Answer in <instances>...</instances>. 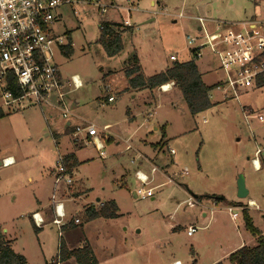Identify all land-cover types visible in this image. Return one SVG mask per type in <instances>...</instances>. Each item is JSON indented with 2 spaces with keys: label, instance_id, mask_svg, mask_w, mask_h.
Here are the masks:
<instances>
[{
  "label": "rangeland",
  "instance_id": "374dc122",
  "mask_svg": "<svg viewBox=\"0 0 264 264\" xmlns=\"http://www.w3.org/2000/svg\"><path fill=\"white\" fill-rule=\"evenodd\" d=\"M136 6L138 9L130 18L131 27H121L123 47L115 56H108L98 40L103 22L122 21L119 12L110 10L101 14L95 8H82L76 17L63 8V19L57 29L70 36L72 52L67 55L56 49L53 61L63 79L71 80L78 75L83 85L78 89L69 87L68 100L74 104L71 120L64 119L58 108L44 112L39 106L0 116V161L7 154L14 155L17 161L15 165L0 166V218H19L36 201L35 197L44 195L42 191L46 190L49 201L56 161L60 154L72 152L77 154L79 163L75 168V184L70 188L76 201L70 205L81 210L74 216L83 227L87 226V233L80 235L81 223L65 234L66 239L77 243L80 237L84 241L88 237L106 255L121 247L130 251L137 245L145 246L146 251L139 259L131 254L129 264H168L172 255L193 257L197 264H207L243 237L255 239L243 218L232 220L229 205L255 199L260 210L252 209V214L264 232L263 153L259 156L262 163L259 170L255 171L251 162L256 145L264 147V122L253 118L248 126L240 105L250 104L254 113L264 112V85L241 97L242 102L224 100V90L214 88L211 96L216 105L192 115L176 85L165 92H161V87L146 91L148 98L142 100L140 94L135 99L130 94L119 96L108 87L107 78L125 63L133 64L134 56L140 59L148 75L170 66L172 54L181 62L194 60L186 35H198L197 16L222 21L247 20L264 11V0H139ZM179 12L184 13L183 18H177ZM195 62L203 72L204 82L209 84L221 78L217 61L208 50ZM110 95L115 96L114 102L107 100ZM68 121L94 123L97 129L111 125L109 133L113 138L105 141L106 157H101L89 140L91 137L82 135L75 139ZM162 124L166 136L162 129L153 128ZM163 137L169 138L170 147L177 151L173 161L169 147L159 144L158 150L154 148ZM127 139L133 145L131 150L125 149ZM137 149L150 158L155 154L157 164L171 161L165 168L170 174L182 170L188 174L181 176L178 184L167 182V175L158 172L151 186L165 184L155 189L154 199L136 198L133 191L140 184L135 171L142 169L149 173L152 162L139 158L132 163ZM240 174L249 191L246 199L237 195ZM194 195L201 198L197 200ZM212 195L224 200L218 202L208 197ZM104 200L118 203L119 216L86 225L85 209L100 208L107 202ZM175 222L182 227L169 231L168 225ZM190 223L202 227L193 236H188L185 229ZM49 228L57 234L55 226ZM23 238L26 241L29 238L26 231ZM123 261L106 263L124 264Z\"/></svg>",
  "mask_w": 264,
  "mask_h": 264
},
{
  "label": "built area",
  "instance_id": "2783aa9c",
  "mask_svg": "<svg viewBox=\"0 0 264 264\" xmlns=\"http://www.w3.org/2000/svg\"><path fill=\"white\" fill-rule=\"evenodd\" d=\"M139 0H0V110L3 113L25 109L30 106L42 107L52 104L51 98L56 99L55 106L61 111L64 119L72 115V108L66 101L69 87L73 85L78 89L83 85L78 75H73L71 80L62 78L58 65L53 61L54 50H61L69 44L67 32H60L57 27L63 19V8H68L76 17L80 15L82 8H95L99 13L105 14L112 10L121 14V22L118 24L123 28L131 27L130 18ZM184 13L179 12L177 18H183ZM198 35H186L187 47L194 60L203 58L208 50L217 61L218 69L222 76L214 83V88L224 90V98L236 99L241 102V93L260 86L259 79L264 77V11L257 15L239 21H222L209 19L202 15L197 16ZM104 23V22H103ZM101 26V24H100ZM102 27V26H101ZM171 60L177 61L176 55L170 56ZM170 85V88L174 85ZM162 91H167L164 85L160 86ZM211 97V93H209ZM109 102L114 101V96L107 97ZM241 104V103H240ZM243 119L250 126V120L257 118L264 122V112L254 113L241 104ZM73 137L85 135L100 152L101 157H106L105 141L111 138V125L106 124L102 129H97L94 123L73 124ZM90 142V141H89ZM133 145L127 139L125 149L131 150ZM262 148L257 147L254 157L251 159L256 170L261 168L259 156L263 153ZM169 155L173 161L177 151L169 147ZM143 158L149 161L142 153L132 159ZM3 166H9L14 160L3 158ZM150 172L142 169L135 171V177L140 186L133 191L136 198L147 199L155 196V189L165 184L160 183L151 186L155 174L161 172L167 175L169 183L179 184V178L187 175L182 170L179 173L168 174L164 170L171 161L163 164L150 162ZM72 160L66 155H59L53 170L54 192L51 202L54 207L55 217L52 223L56 225L60 237L63 235V227L69 224L65 202L59 197L60 189H65L73 198L75 169ZM260 210L259 204L252 199L239 202L227 207L228 213L234 222L243 218V211L248 209ZM32 219L37 227L45 224L40 212H34ZM80 223L79 218L74 219ZM197 225L191 224L187 227V234L194 235L199 229ZM52 264H62L60 245L58 253ZM174 264H181L180 261Z\"/></svg>",
  "mask_w": 264,
  "mask_h": 264
},
{
  "label": "crops",
  "instance_id": "0c3cea01",
  "mask_svg": "<svg viewBox=\"0 0 264 264\" xmlns=\"http://www.w3.org/2000/svg\"><path fill=\"white\" fill-rule=\"evenodd\" d=\"M198 62H196L197 65H198ZM129 63H130V61L125 63V65L123 66V68L120 71H118V72L117 71L116 72L113 71L111 74L108 75V78H107L108 83H109L108 87L109 88L111 87V89H113V91H115V93H118L119 96H123L125 94H130L135 99L137 97V95L140 94L141 99L145 100V99L148 98V95L144 94V92L146 93V91H149L150 89H148V88H143V89L129 88L127 91H123L124 89H126L128 87V77L126 76L125 70H126V68L132 66V64L131 63L129 64ZM136 64L141 67V72L144 74V76H146V77L152 76V75L146 74V71H145L143 65L141 64L139 58H138V61H137ZM167 67L168 66L164 67L159 72L164 71ZM198 68L200 70L199 65H198ZM159 72H157V73H159ZM157 73H155V74H157ZM201 74H202L203 81H205L204 78H203V72H201ZM217 80L218 79L212 81V83H209V84L206 83V82H204V83L207 86H214V83ZM166 84L172 85L173 83L172 82H168ZM258 87L261 88V87H263V85H260ZM258 87L253 88V90L256 89V88L259 89ZM213 89H214V87H213ZM153 90H155V89H153ZM211 91H210V93H211ZM249 91H251V90H249ZM249 91L242 92L241 93V97H243L244 95L248 94ZM69 92H70V90L68 89V93ZM119 92H122V93L119 94ZM161 92H165V91H161ZM68 93L66 95V101L72 107V106H74V104L68 100ZM212 97L213 96L210 97L211 101H212ZM241 97H240V99H241ZM115 100H116V98L114 96V101ZM224 100H228V99L224 98ZM50 101H51L52 104H46V105L40 107L42 111L48 110L49 112H52V111H54V109L57 110V108L55 106H53V104H55V102H56L55 97L53 96ZM114 101H112V102H114ZM241 102H242V100H241ZM145 105H147V102H145ZM214 105H216V104L214 103ZM243 106H245L246 108L252 110V107H251L250 104L243 105ZM129 112L131 113L132 111L129 110ZM3 114H5V113H3ZM133 116H134V114H132L131 117H133ZM45 119H46V117H45ZM69 123H70V121H68V126H69ZM164 124H162V126L155 125L153 128H154V130L162 129L164 131L165 130V125ZM69 127H67V128H69ZM164 133H165V136H166V131H164ZM46 135H48V134H46ZM112 138L113 137L111 136V139ZM161 140H160V142H158L154 146V148L156 150L159 149V144L165 145L166 148L170 147V139L169 138H165L164 137ZM145 143H147V142L145 141ZM256 146L260 147L258 145H256ZM260 148L264 149V147H260ZM137 150H138V152H140V149H137ZM141 153H142V151H141ZM142 154H144V153H142ZM68 155L69 156H73V158L75 160L74 169L77 168L78 167V163H79V160L77 159V154L69 152V153L66 154V156H68ZM263 155H264V150H263ZM8 157L12 158L14 160V163L11 164V165H15L17 163L14 155H12V154L4 155L2 157V159L3 158H8ZM145 157L147 159H150L152 162H154L153 158H156L157 156L154 154V156L151 157V158L147 157V156H145ZM134 158H135V156L133 157V159ZM249 158H250V156H248V159ZM259 164L262 167V163L260 162ZM11 165H9V166H11ZM4 167H8V166H4ZM164 170L166 171V173L170 174L167 169H164ZM255 171H257V170L255 169ZM124 175H122V176H124ZM48 192H49V197H48L49 201H48V199L45 196L46 190H45V192L42 191V193L44 195L40 196L38 198L35 197L36 201L31 203L30 206L27 207V210H25L26 213L21 214L19 218L18 217L17 218H14V217L10 218L9 217L8 219H4V220H2L0 218V225H1L2 229H3V233L5 234L6 240L11 242V246H12L13 250L16 253L21 254V255H23L26 258L27 264H52V261L55 260V257H56V255L58 253V249H59V245H60V241L61 240H63L66 243V245L68 246L69 249H74V248H77V247H81L85 243H89L90 246L93 249L95 257L98 260V264H105L107 261L117 262V261H119L121 259L122 260L125 259V261H123L124 264H129V258L131 256V254H133L135 256V259H139L140 256L145 253L146 247L143 246V245H137V246L133 247L132 249H130V251H129V249H125V248L121 247V248L117 249L116 252L114 250H112V252L110 254L106 255L105 254L106 251L104 249L97 248L95 245H93V243L90 241V239L88 237H86L85 241L82 240V238L80 237L77 240L78 241L77 243L76 242L74 243V242L66 239L65 238V234L67 232H69L72 228L80 225L82 222H80V223H75L74 222V219L77 218L74 215L77 213V211H81V210H77V209L71 207L70 203L72 201H76V199H75L74 196H73L74 199L70 198L69 196L71 194L70 193H66V190L63 189V188L60 189V191L58 192V195L65 202V207H66V211H67L66 220L69 221V224L63 227V235H62V237H60L59 234H58V230H57L56 225H54L52 223V220L55 217L54 207H53L52 202H51V195L54 192L53 179H52V189L49 190ZM152 199H154V197ZM97 200H100V199H97ZM252 200H253V198H252ZM104 201L108 202V201H111V200H104ZM104 201H102V202H104ZM113 201H115V200H113ZM116 204L118 205L117 202H116ZM118 208H119V206H118ZM34 212H40V214L42 215V217L44 218V221H45L44 226L37 227L34 224V221L32 219V214ZM250 213H251L250 216L252 217L254 225L256 227H258L256 225L255 217L252 214V209L250 210ZM205 215H206V213H204V216ZM98 220L107 221L109 219L108 218H104V217H98V218H95V219H92V220H89V221H84V222H86V225H88L89 223H93V222L98 221ZM191 224L196 225L195 223H190V224H188V226L191 225ZM49 226H55L57 234L53 233L52 231H55V230H53L52 228H49ZM81 226H82V232H80V235H85L87 233V226L83 227V223H82ZM181 227H182V225L179 224L178 222L170 223L168 225V230L173 232L175 230H178ZM187 227L185 228L186 230H187ZM258 228H260V227H258ZM25 231L29 235V238H28L27 241L24 240V238H23V232H25ZM260 232H261V235H264V232L262 231L261 228H260ZM245 233H246V231H245ZM254 238L255 239L252 240V238L250 236L248 238H244L243 237L240 241H238L235 244H232L228 249H226L224 252L220 253V255L215 257L213 260H211L207 264H232L230 262V259H229V256H230L231 252H233L234 250L242 247L243 245L256 246L257 245V237H254ZM136 252H138V253L136 254ZM176 261H180L181 264H197V259H195V258L193 259V257H188V258L185 259V258H182L181 256H177V255H172V257L169 258V260H167V263L168 264H174V262H176ZM67 262H72V264H77L74 259H70L68 261H62V264H65ZM106 264H108V263H106Z\"/></svg>",
  "mask_w": 264,
  "mask_h": 264
},
{
  "label": "trees",
  "instance_id": "16d2710c",
  "mask_svg": "<svg viewBox=\"0 0 264 264\" xmlns=\"http://www.w3.org/2000/svg\"><path fill=\"white\" fill-rule=\"evenodd\" d=\"M101 35L99 42L103 46L108 56L117 55L122 47V31L120 24H111L104 22L101 27ZM62 51L69 55L72 52V46L68 45L62 48ZM131 67L126 68L125 73L128 77L129 88H148L150 90L156 89L168 82H174L182 92L184 99L188 105L189 111L192 115H197L203 111L210 109L214 103L210 98V91L213 86H207L202 74L196 64L195 60L189 61H174L164 71L146 77L141 72V67L137 65L138 58L134 56ZM259 85H264V77H261L258 82ZM122 91V92H123ZM122 92H119L122 93ZM4 115L0 110V116ZM164 138V137H163ZM111 140V138L109 139ZM162 141V140H161ZM68 160H72V166H75L73 156H66ZM198 200L201 196L194 195ZM216 201H220V196H208ZM86 221L104 217L113 219L119 216V208L115 201L111 200L104 203L100 208L89 206L85 209ZM243 219L246 229L257 237L256 246L243 245L242 247L231 252L229 259L232 264H264V236L261 235L259 229L254 225V222L246 209L243 211ZM61 260L68 261L74 259L77 264H98V260L94 255L93 249L89 243H85L81 247L69 249L66 243L60 241ZM0 264H27L26 258L16 253L11 242L6 240L3 229L0 225Z\"/></svg>",
  "mask_w": 264,
  "mask_h": 264
},
{
  "label": "water",
  "instance_id": "95a60500",
  "mask_svg": "<svg viewBox=\"0 0 264 264\" xmlns=\"http://www.w3.org/2000/svg\"><path fill=\"white\" fill-rule=\"evenodd\" d=\"M2 165V161H0V166ZM238 198L239 199H246L248 197V189L246 187L245 178L242 174L239 175L238 178ZM135 196V194H133ZM221 200H224V197H220Z\"/></svg>",
  "mask_w": 264,
  "mask_h": 264
},
{
  "label": "bare ground",
  "instance_id": "6f19581e",
  "mask_svg": "<svg viewBox=\"0 0 264 264\" xmlns=\"http://www.w3.org/2000/svg\"><path fill=\"white\" fill-rule=\"evenodd\" d=\"M164 87H165V89H169L170 88V84H164ZM10 160L12 159V158H9ZM257 164H259L258 162H257Z\"/></svg>",
  "mask_w": 264,
  "mask_h": 264
}]
</instances>
